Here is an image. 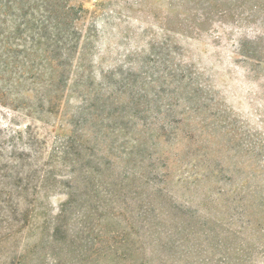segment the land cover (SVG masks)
<instances>
[{"label": "rangeland", "instance_id": "374dc122", "mask_svg": "<svg viewBox=\"0 0 264 264\" xmlns=\"http://www.w3.org/2000/svg\"><path fill=\"white\" fill-rule=\"evenodd\" d=\"M0 264H264V0H0Z\"/></svg>", "mask_w": 264, "mask_h": 264}]
</instances>
